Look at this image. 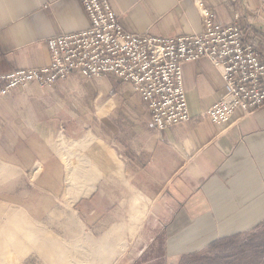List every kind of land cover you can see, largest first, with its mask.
<instances>
[{"label":"crops","instance_id":"obj_1","mask_svg":"<svg viewBox=\"0 0 264 264\" xmlns=\"http://www.w3.org/2000/svg\"><path fill=\"white\" fill-rule=\"evenodd\" d=\"M109 2L127 30L158 37L203 30L200 2L220 23H240L264 57V0ZM89 25L81 0H0V72L48 65L50 37ZM183 72L188 120L158 129L138 91L108 89L90 111V124L74 138L80 142L75 167L87 172L92 189L78 181L81 195L73 205L91 215L95 231L127 219L130 205L135 218L147 206L142 246L132 244L129 264L153 248L161 251L163 264H185L215 243L264 224V106L250 115L237 108L229 121L214 122L207 110L226 90L220 71L202 57L185 62ZM83 78L75 72L70 80ZM51 151L28 163L37 177L53 160L63 162Z\"/></svg>","mask_w":264,"mask_h":264},{"label":"rangeland","instance_id":"obj_2","mask_svg":"<svg viewBox=\"0 0 264 264\" xmlns=\"http://www.w3.org/2000/svg\"><path fill=\"white\" fill-rule=\"evenodd\" d=\"M70 77L45 86L32 82L0 97V166L5 174L0 177V264H82L84 255L89 259L103 250L115 253L109 264H129L133 245L136 250L142 246L147 206L144 216L136 211L135 218L130 205L127 219L97 232L91 215L73 205L81 195L78 181L92 189L87 172L83 176L75 167L74 149L80 142L74 138L90 124V111L103 93L133 87L113 76ZM52 149L60 153L65 168L53 160L51 169L37 177L28 163L47 157ZM53 241L58 247H50ZM154 249L135 264H163L161 251ZM185 264H264V224L215 243L210 252Z\"/></svg>","mask_w":264,"mask_h":264},{"label":"built area","instance_id":"obj_3","mask_svg":"<svg viewBox=\"0 0 264 264\" xmlns=\"http://www.w3.org/2000/svg\"><path fill=\"white\" fill-rule=\"evenodd\" d=\"M81 1L90 25L50 37L48 65L0 72V97L32 82L45 86L68 79L75 72L84 77L113 76L141 94L152 122L164 129L191 117L183 65L205 57L226 84L207 110L214 122L229 121L237 108L250 115L264 106V57L240 23L222 24L198 2L203 30L158 37L127 30L109 0Z\"/></svg>","mask_w":264,"mask_h":264},{"label":"bare ground","instance_id":"obj_4","mask_svg":"<svg viewBox=\"0 0 264 264\" xmlns=\"http://www.w3.org/2000/svg\"><path fill=\"white\" fill-rule=\"evenodd\" d=\"M83 176H85V175L83 174ZM71 179H72V177H71ZM87 189L90 190L91 186L90 185L87 186ZM78 195H79V193H75L74 197H77ZM52 245L53 246H50V247H56V246L58 247V243L55 241L52 242ZM114 254L115 253L111 250H103L96 255H92L89 259H86L87 257H86V255H84L83 256L84 258H80V260H82V262H83L82 264H87V262H90V264H109L111 258L114 256Z\"/></svg>","mask_w":264,"mask_h":264}]
</instances>
